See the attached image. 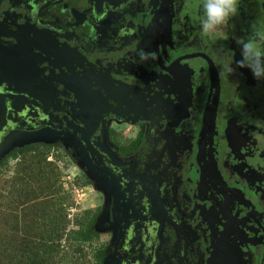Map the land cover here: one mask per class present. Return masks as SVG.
<instances>
[{
	"label": "flooded vegetation",
	"instance_id": "1",
	"mask_svg": "<svg viewBox=\"0 0 264 264\" xmlns=\"http://www.w3.org/2000/svg\"><path fill=\"white\" fill-rule=\"evenodd\" d=\"M199 5L0 0V146L64 144L99 181L97 264H264V78L237 67L264 0L219 39Z\"/></svg>",
	"mask_w": 264,
	"mask_h": 264
},
{
	"label": "rangeland",
	"instance_id": "2",
	"mask_svg": "<svg viewBox=\"0 0 264 264\" xmlns=\"http://www.w3.org/2000/svg\"><path fill=\"white\" fill-rule=\"evenodd\" d=\"M27 147L34 150L21 154ZM0 157V264H37L40 251L44 264H96L92 252L101 253L108 233L99 181L66 145L50 140L17 142ZM91 219L87 233L99 237L74 240Z\"/></svg>",
	"mask_w": 264,
	"mask_h": 264
},
{
	"label": "clouds",
	"instance_id": "3",
	"mask_svg": "<svg viewBox=\"0 0 264 264\" xmlns=\"http://www.w3.org/2000/svg\"><path fill=\"white\" fill-rule=\"evenodd\" d=\"M240 4L241 0H200L202 16L199 25L202 34L211 39L222 38L226 34L225 29L229 27V21L238 15ZM239 43L242 45V60L237 62V67H248L255 78H264V27L253 25L250 35ZM147 58L148 54L141 57ZM224 71L230 74L234 69L226 66Z\"/></svg>",
	"mask_w": 264,
	"mask_h": 264
},
{
	"label": "trees",
	"instance_id": "4",
	"mask_svg": "<svg viewBox=\"0 0 264 264\" xmlns=\"http://www.w3.org/2000/svg\"><path fill=\"white\" fill-rule=\"evenodd\" d=\"M34 150V148H31V147H27V148H24V149H22V150H20V153L21 154H27V153H29V152H31V151H33ZM43 152H45V151H43ZM14 156H17L18 155V153H16V154H13ZM3 166V165H2ZM1 164H0V169H1ZM92 222H93V220L91 219V220H88V222H86L84 225H82V226H80L79 227V229L77 230V231H75V232H73V234H74V240H76V241H78V242H86V241H90V240H92L93 239V237H96V238H98L99 237V235L98 234H90V233H87V229L92 225ZM54 247H58V245H56V246H54ZM48 248L50 249V247L48 246ZM49 252L50 251H48V254H49ZM46 252H41L40 251V254H42V255H40L39 256V259H38V261H37V264H44L45 262H47V260L43 257V254H45ZM56 253H59V252H56ZM92 258L95 260V262H96V264H97V261H98V258H99V255H98V253L97 252H92ZM49 259H50V257H49ZM48 259V260H49ZM60 260V259H59ZM62 264H63V261L61 262ZM72 264H79V262L77 261V262H75V261H73L72 262Z\"/></svg>",
	"mask_w": 264,
	"mask_h": 264
},
{
	"label": "water",
	"instance_id": "5",
	"mask_svg": "<svg viewBox=\"0 0 264 264\" xmlns=\"http://www.w3.org/2000/svg\"><path fill=\"white\" fill-rule=\"evenodd\" d=\"M41 140L40 138L38 139H29V140H26V143L27 142H34V141H39ZM5 141L3 144H1L0 146V155H2L9 147H11L12 145H14L15 143L14 142H7ZM25 142V141H24Z\"/></svg>",
	"mask_w": 264,
	"mask_h": 264
}]
</instances>
